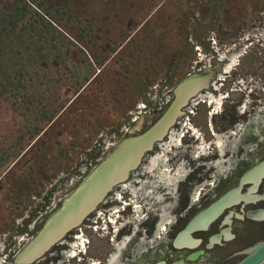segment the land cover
I'll return each mask as SVG.
<instances>
[{
	"label": "rangeland",
	"instance_id": "rangeland-1",
	"mask_svg": "<svg viewBox=\"0 0 264 264\" xmlns=\"http://www.w3.org/2000/svg\"><path fill=\"white\" fill-rule=\"evenodd\" d=\"M247 6L264 0H0V246L22 247L123 137L156 121L197 70L205 29Z\"/></svg>",
	"mask_w": 264,
	"mask_h": 264
},
{
	"label": "flooded vegetation",
	"instance_id": "flooded-vegetation-1",
	"mask_svg": "<svg viewBox=\"0 0 264 264\" xmlns=\"http://www.w3.org/2000/svg\"><path fill=\"white\" fill-rule=\"evenodd\" d=\"M222 11L187 75L208 84L129 178L29 264H237L264 240V164L254 170L264 163V7ZM11 242L0 264L21 248Z\"/></svg>",
	"mask_w": 264,
	"mask_h": 264
},
{
	"label": "water",
	"instance_id": "water-1",
	"mask_svg": "<svg viewBox=\"0 0 264 264\" xmlns=\"http://www.w3.org/2000/svg\"><path fill=\"white\" fill-rule=\"evenodd\" d=\"M208 78L192 74L183 79L175 88L174 99L162 110L156 121L150 122V125L145 126L139 133L123 137L91 168L79 184L61 200L60 206L48 214L40 229L18 250L10 264L32 263L80 225L115 186L129 178L140 166L146 153L168 135L178 117L184 112L189 99L208 84ZM142 119L143 115L136 121L134 129L137 130L141 126ZM229 197L230 194L225 195L217 206L221 208ZM246 252L248 254L237 264H263L264 240L249 247Z\"/></svg>",
	"mask_w": 264,
	"mask_h": 264
},
{
	"label": "trees",
	"instance_id": "trees-1",
	"mask_svg": "<svg viewBox=\"0 0 264 264\" xmlns=\"http://www.w3.org/2000/svg\"><path fill=\"white\" fill-rule=\"evenodd\" d=\"M11 21V23H13L14 24V20L12 19V20H10Z\"/></svg>",
	"mask_w": 264,
	"mask_h": 264
}]
</instances>
